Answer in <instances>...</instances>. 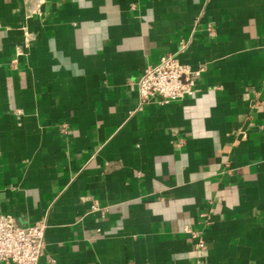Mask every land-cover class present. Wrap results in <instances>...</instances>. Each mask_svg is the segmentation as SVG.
Wrapping results in <instances>:
<instances>
[{"label": "crops", "instance_id": "crops-1", "mask_svg": "<svg viewBox=\"0 0 264 264\" xmlns=\"http://www.w3.org/2000/svg\"><path fill=\"white\" fill-rule=\"evenodd\" d=\"M168 53L194 94L141 101ZM0 213L41 264H264V0H0Z\"/></svg>", "mask_w": 264, "mask_h": 264}, {"label": "built area", "instance_id": "built-area-1", "mask_svg": "<svg viewBox=\"0 0 264 264\" xmlns=\"http://www.w3.org/2000/svg\"><path fill=\"white\" fill-rule=\"evenodd\" d=\"M202 70L181 61L177 54H164L141 74L137 82L140 100L159 97L160 102L170 103L193 95ZM46 227L45 220L20 225L12 214L0 213V264H41ZM204 245V239L199 237L196 247Z\"/></svg>", "mask_w": 264, "mask_h": 264}]
</instances>
